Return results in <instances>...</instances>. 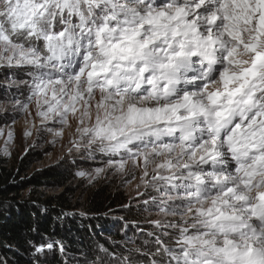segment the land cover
Here are the masks:
<instances>
[{
  "label": "snow or ice",
  "instance_id": "1",
  "mask_svg": "<svg viewBox=\"0 0 264 264\" xmlns=\"http://www.w3.org/2000/svg\"><path fill=\"white\" fill-rule=\"evenodd\" d=\"M0 2V67L32 70L28 99L42 122L67 125L79 111L73 147L87 138L123 150L143 159L145 177L159 160L152 204L172 219L151 223L178 236L174 247L157 237V255L168 264H264V0ZM197 81V91L180 87ZM109 164L123 170L127 161ZM45 247L53 244L36 251Z\"/></svg>",
  "mask_w": 264,
  "mask_h": 264
},
{
  "label": "trees",
  "instance_id": "2",
  "mask_svg": "<svg viewBox=\"0 0 264 264\" xmlns=\"http://www.w3.org/2000/svg\"><path fill=\"white\" fill-rule=\"evenodd\" d=\"M17 90L0 83V99L12 100ZM5 119L0 113V125ZM46 153L31 148L17 163L0 159V264H125V257L137 264L168 261L166 253L156 254L159 245L136 253L126 242L137 224H130L129 234L121 225L139 212L120 192L102 185L78 202L74 184L90 152L33 169ZM48 243L51 250L36 251Z\"/></svg>",
  "mask_w": 264,
  "mask_h": 264
},
{
  "label": "rangeland",
  "instance_id": "3",
  "mask_svg": "<svg viewBox=\"0 0 264 264\" xmlns=\"http://www.w3.org/2000/svg\"><path fill=\"white\" fill-rule=\"evenodd\" d=\"M160 2L161 0H157V3ZM0 10H2V2H0ZM73 22H78L75 17L73 18ZM39 46H43L42 42H39ZM81 60L82 55L76 57L74 66L66 67L65 71L73 72ZM64 63L67 64L68 60L66 59ZM194 67L199 68L200 66L196 64ZM16 71L23 75H16ZM188 75L191 77L193 73L190 72ZM0 77V83L3 86L18 89L12 100L0 99V113L6 116L5 121L0 125V131L3 133L0 135V159H5L9 163L14 164L29 149L44 148L47 151L44 159L33 166V169H38L57 164L65 156H85L83 154L90 152L89 154L92 155L84 157L86 158V163L80 167L77 180L74 184V187L77 189L76 198H79L78 202H83V199L91 191L102 185L112 188L114 191L123 194L128 205H132L139 212L137 219H128V222L125 221L121 225V228L129 234L131 233L129 232L130 224H137V230L134 232V236L129 234V239L126 241L134 252L138 253L136 249H139V252L150 253L149 249L154 248L153 244L158 245L156 243L157 237L166 245L170 247L175 246V239L178 236L177 229L167 227L166 225L157 227L151 223L157 219L162 221L172 219L171 217L162 216L159 209L152 204V198L160 195L151 186L153 169L155 163H158L159 160L147 165L148 175L145 177V163L143 159L141 158L134 163L123 150L119 153L101 151L98 144L87 146V138L81 141V147H73L72 141L79 139V133L76 131L77 127L80 126L78 119L79 111L75 115L69 114L67 125L62 126L59 117L42 122V118L37 115L35 100L29 101L28 99L32 95L30 87L32 83V70L26 67H0ZM202 83L203 81H197L194 84L188 85L182 83L180 87L186 88L188 91H197L199 90L197 85ZM23 90H25L24 95L22 94ZM99 99L100 95L97 91L95 100L93 101V109L95 108L96 101H99ZM25 104L29 105L27 110L23 107ZM77 108H80L79 104ZM94 122L93 118L92 123ZM84 126H90L87 120ZM62 127L63 135H57V131ZM26 131H30L31 134L25 135ZM9 132L12 133L11 140L8 139ZM163 139L164 142H171L170 137H164ZM140 147L142 148L143 145H140ZM121 159L127 161L123 170L109 164V161H119ZM204 167L206 171L211 170L210 164ZM96 169H103V171L98 174ZM81 172L85 173V175H79ZM143 181H148L149 183L145 184ZM123 218L121 216H115L113 220L122 221ZM176 250L179 251L178 248ZM131 264L137 263L132 262ZM163 264H168V261Z\"/></svg>",
  "mask_w": 264,
  "mask_h": 264
}]
</instances>
